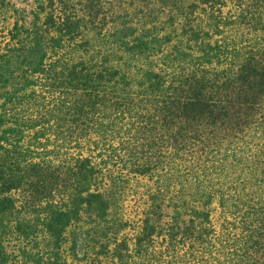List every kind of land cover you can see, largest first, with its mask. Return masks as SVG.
I'll return each mask as SVG.
<instances>
[{"label":"trees","instance_id":"obj_1","mask_svg":"<svg viewBox=\"0 0 264 264\" xmlns=\"http://www.w3.org/2000/svg\"><path fill=\"white\" fill-rule=\"evenodd\" d=\"M45 2L0 34V264H264V0Z\"/></svg>","mask_w":264,"mask_h":264},{"label":"rangeland","instance_id":"obj_2","mask_svg":"<svg viewBox=\"0 0 264 264\" xmlns=\"http://www.w3.org/2000/svg\"><path fill=\"white\" fill-rule=\"evenodd\" d=\"M40 3L42 5H46L45 0H0V34L5 33L14 23L15 20L18 19L19 12L21 10H25L27 13L29 10L33 9L36 3ZM136 185H138L136 183ZM139 186L140 183H139ZM135 198L131 195L127 196L124 200L120 202V206L113 209V216L116 219L125 218V219H133L135 216ZM98 232L94 235V239L100 241L101 238H97L96 235L103 233L99 228H97ZM94 243L91 245L93 246ZM81 247V245H80ZM70 243H66L63 246L64 252V264H77L78 260L74 257V252L70 251ZM78 256L83 257L80 253ZM90 259V264H92L94 257L87 254ZM83 262V260H82ZM101 264H109L105 258H101ZM88 263V261H87ZM97 264V263H94Z\"/></svg>","mask_w":264,"mask_h":264}]
</instances>
